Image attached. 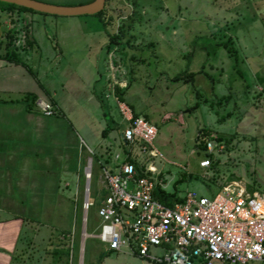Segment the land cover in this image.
<instances>
[{
    "label": "rangeland",
    "instance_id": "374dc122",
    "mask_svg": "<svg viewBox=\"0 0 264 264\" xmlns=\"http://www.w3.org/2000/svg\"><path fill=\"white\" fill-rule=\"evenodd\" d=\"M103 11L102 17L30 11L39 17L33 20L14 10L0 19L7 42L1 41L0 56L7 44L13 52L23 39L19 47L30 51L33 27L47 42L45 54L47 44L63 51L61 65L48 59L45 70L66 112L52 98L53 158L39 162L38 194H23L38 203L21 209L25 228L12 264H95L105 253L100 264H159L128 249L109 251L96 237L97 207L106 192L95 156H102L80 140L108 138L117 145L124 126L120 103L156 124L155 145L165 156L157 163L167 190L177 180L181 196L211 197L232 182L264 189V0H106ZM113 34L122 43L108 53ZM186 69L197 72L194 84L172 81ZM86 93L108 101L114 129L107 137L102 103L90 102ZM202 130L212 132V151L198 145ZM91 158L93 206L87 207L85 167Z\"/></svg>",
    "mask_w": 264,
    "mask_h": 264
},
{
    "label": "built area",
    "instance_id": "2783aa9c",
    "mask_svg": "<svg viewBox=\"0 0 264 264\" xmlns=\"http://www.w3.org/2000/svg\"><path fill=\"white\" fill-rule=\"evenodd\" d=\"M37 104L54 115L53 104L43 99ZM119 109L121 140L117 145L109 142L111 151L97 160L106 194L97 207L96 237L107 249H128L159 264H264V189L232 182L214 196L188 192L182 201L168 205L155 194L158 185L167 190L157 163L165 156L155 145L156 124L126 103ZM92 163L93 158L86 177L91 178ZM203 163L209 165V160ZM89 192L87 207L93 206ZM154 249L159 253L153 254Z\"/></svg>",
    "mask_w": 264,
    "mask_h": 264
},
{
    "label": "crops",
    "instance_id": "0c3cea01",
    "mask_svg": "<svg viewBox=\"0 0 264 264\" xmlns=\"http://www.w3.org/2000/svg\"><path fill=\"white\" fill-rule=\"evenodd\" d=\"M38 1L63 6H78L93 0ZM16 11L28 15L33 20L39 18L30 11L18 9ZM11 12L13 11H9ZM5 13L6 11L0 7V19L4 18ZM2 26L1 21L0 43L4 40L6 42L4 32H2L5 31V26L1 28ZM32 33L34 44L29 45L30 51L22 46L12 52L7 49V44L5 54L0 56V264H12V257L20 246L25 228L21 209L25 206L37 207L36 203H38V197L33 195L23 197V194H38L39 162L46 161L49 157L53 158L55 144L54 140H48V137L51 133L53 139L54 119L44 113L38 107L37 102L43 99L52 104L55 98L66 115L60 101L56 98L58 92L52 85L54 79L45 70L47 67L45 60L48 61V59L52 61L57 59L58 65H61L60 56L62 57L63 51L62 53L57 50L53 51L47 44L50 53L45 54L44 46L47 42L39 40L38 37L41 35L39 29L33 27ZM12 54L14 56L11 57ZM32 94H35L37 99L34 106L29 109L26 98ZM86 96L90 102L96 105L99 103V107L102 105L94 93H86ZM44 134L47 138H44ZM93 139L92 137L91 140L81 139L80 142L93 154L95 153L94 155L97 153L101 154L100 156L104 155L102 146L107 147L108 138L101 142ZM41 140L45 142H40ZM39 153H43L44 157L39 158ZM101 158L103 157L99 159ZM24 186L28 189L24 190ZM33 202H35L34 205L28 204Z\"/></svg>",
    "mask_w": 264,
    "mask_h": 264
},
{
    "label": "trees",
    "instance_id": "16d2710c",
    "mask_svg": "<svg viewBox=\"0 0 264 264\" xmlns=\"http://www.w3.org/2000/svg\"><path fill=\"white\" fill-rule=\"evenodd\" d=\"M134 2L136 3V0H134ZM0 7H1V9L3 11H6V12L14 11L16 9L21 10V11L38 12V11L29 9V8H26V7H22V6H19V5H16V4L7 3V2H3V1H0ZM103 13H104V11H101V12L97 13L96 15L99 16V17H102ZM123 26L124 27L122 28V33L125 34L127 32L129 24L124 23ZM10 35L11 34H9V36ZM119 42L122 43L119 40V37L117 35H115V34L110 35V43L108 45V50H107L108 53H110V51L114 48L115 44L119 43ZM32 44H33L32 41H28V45H32ZM8 46H10V44H8ZM12 56H14V55L12 54L11 57ZM8 58H10V57L8 56ZM196 77H197V72L190 71L189 69H186L183 72H181V73L177 74L176 76H174L172 81L176 82V83L177 82H183V83H187V84H189V83L190 84H194L195 80H196ZM121 94L122 93L119 91L118 95H119L120 99H122V95ZM97 98L102 103L105 117H107L109 119L108 126L102 132V136L103 137H107L109 135V133L114 129L112 124H111L112 117L110 116L109 104H108V101H107L105 96L103 97V96H100L99 94H97ZM36 99H37V96L35 94H32V95H30V96H28L26 98V100L28 102V108L29 109H31L34 106ZM196 108H197V104L192 106V107H189L188 110L190 111V110H194ZM211 134H212V132L210 130H202V132H201V138L202 139L199 140V142H198L199 144L198 145L203 150H208L207 149V144H208L209 139H211V137H212ZM97 159L98 158L96 157V160ZM179 183H182V180H177V181L174 182V189L172 191L171 190L162 189L161 186L158 185V187L156 189V192H155L156 197L159 200L167 203L168 205H173L176 201H182L183 200V196L180 195V191H179V188H178V184ZM105 255H106V253L103 254V256H101V258H99V261L96 262L95 264H100L101 260L103 259V257Z\"/></svg>",
    "mask_w": 264,
    "mask_h": 264
},
{
    "label": "water",
    "instance_id": "95a60500",
    "mask_svg": "<svg viewBox=\"0 0 264 264\" xmlns=\"http://www.w3.org/2000/svg\"><path fill=\"white\" fill-rule=\"evenodd\" d=\"M0 1L16 4L41 13L57 15V16L94 15L104 10L105 2H106V0H93L90 3L82 4L78 6H63V5L50 4L38 0H0ZM89 187H90V176H87L86 190H85L86 200L88 199Z\"/></svg>",
    "mask_w": 264,
    "mask_h": 264
},
{
    "label": "bare ground",
    "instance_id": "6f19581e",
    "mask_svg": "<svg viewBox=\"0 0 264 264\" xmlns=\"http://www.w3.org/2000/svg\"><path fill=\"white\" fill-rule=\"evenodd\" d=\"M84 234H85V232H84Z\"/></svg>",
    "mask_w": 264,
    "mask_h": 264
}]
</instances>
